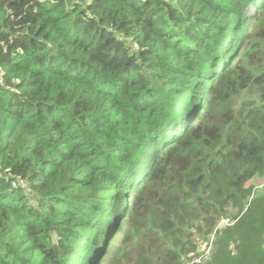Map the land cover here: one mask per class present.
I'll use <instances>...</instances> for the list:
<instances>
[{"label":"trees","instance_id":"trees-1","mask_svg":"<svg viewBox=\"0 0 264 264\" xmlns=\"http://www.w3.org/2000/svg\"><path fill=\"white\" fill-rule=\"evenodd\" d=\"M256 178L264 0H0V264H264Z\"/></svg>","mask_w":264,"mask_h":264},{"label":"rangeland","instance_id":"rangeland-1","mask_svg":"<svg viewBox=\"0 0 264 264\" xmlns=\"http://www.w3.org/2000/svg\"><path fill=\"white\" fill-rule=\"evenodd\" d=\"M252 185L255 186V189L253 191L254 194L260 192L261 190L264 189V178H256V180L253 181ZM203 247H204V249H206L205 248V245ZM210 250H211V248L209 247L205 252H202L201 254H199V255H201L200 257H202V258H198V257L197 258L198 259H201L202 261H204L205 263H207V261L210 259Z\"/></svg>","mask_w":264,"mask_h":264},{"label":"built area","instance_id":"built-area-1","mask_svg":"<svg viewBox=\"0 0 264 264\" xmlns=\"http://www.w3.org/2000/svg\"><path fill=\"white\" fill-rule=\"evenodd\" d=\"M223 223L229 225L230 221H229V219H226L223 221ZM194 264H203V261L201 259H195Z\"/></svg>","mask_w":264,"mask_h":264},{"label":"clouds","instance_id":"clouds-1","mask_svg":"<svg viewBox=\"0 0 264 264\" xmlns=\"http://www.w3.org/2000/svg\"><path fill=\"white\" fill-rule=\"evenodd\" d=\"M224 220H226V219H224ZM224 220H222V222L220 223L219 227H221V226H223V225H226V226L234 225V222H232L230 219H229V221H230V224H229V225L224 224V223H223ZM219 227H218V228H219ZM193 264H194V262H193Z\"/></svg>","mask_w":264,"mask_h":264}]
</instances>
